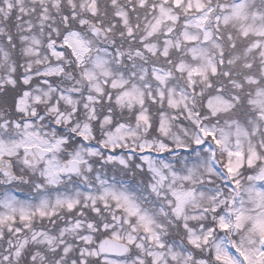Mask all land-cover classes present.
Segmentation results:
<instances>
[{"label": "snow or ice", "instance_id": "snow-or-ice-1", "mask_svg": "<svg viewBox=\"0 0 264 264\" xmlns=\"http://www.w3.org/2000/svg\"><path fill=\"white\" fill-rule=\"evenodd\" d=\"M0 264H264V0H0Z\"/></svg>", "mask_w": 264, "mask_h": 264}]
</instances>
